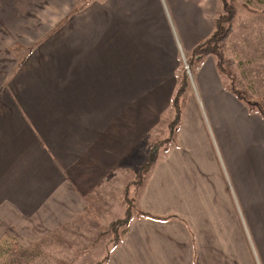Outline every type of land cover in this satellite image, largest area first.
Returning a JSON list of instances; mask_svg holds the SVG:
<instances>
[{
	"label": "crops",
	"instance_id": "0c3cea01",
	"mask_svg": "<svg viewBox=\"0 0 264 264\" xmlns=\"http://www.w3.org/2000/svg\"><path fill=\"white\" fill-rule=\"evenodd\" d=\"M221 10L0 0V246L59 249L28 262L96 259L104 227L90 217L113 191L158 220L135 214L107 264H264V118L227 90L214 57L191 74L176 142L143 187L129 181Z\"/></svg>",
	"mask_w": 264,
	"mask_h": 264
},
{
	"label": "rangeland",
	"instance_id": "374dc122",
	"mask_svg": "<svg viewBox=\"0 0 264 264\" xmlns=\"http://www.w3.org/2000/svg\"><path fill=\"white\" fill-rule=\"evenodd\" d=\"M235 6L238 10V16L235 21L234 25V32L233 35L230 36V41L227 42L225 47V54L228 59L235 60L237 62V69L239 71L240 79L245 82L249 83L252 86L251 91L255 98H264V0H237L235 3ZM187 59H185L186 61ZM187 63L184 62V64ZM185 67V65H184ZM193 73L194 78V69L191 72ZM190 75V78H192V75ZM247 85V84H246ZM175 115L171 114L169 115L170 119H174ZM171 120L169 121V123ZM168 124H165L163 126V133L164 135H161L162 129L154 132L153 140L156 138L155 141H163L169 136L166 134ZM166 129V130H165ZM154 141V142H155ZM151 144V143H150ZM149 144V145H150ZM148 144H145L144 147L141 148V150L138 152L139 157L141 160H139V163L135 165V168L139 167V165L146 164L147 162H150L151 154H152V148L156 147V142L151 144L149 146ZM165 148V147H164ZM163 149V148H162ZM165 152V150H164ZM165 153H160V156L163 157ZM137 174L134 172H131L129 176V181H134L136 179ZM133 191V190H132ZM110 198L103 199L104 204L102 207L104 208V213L102 214L97 211L93 214V218L90 217V220L95 219L101 226L104 228L101 229L102 234H104V237L102 239L103 242V248L101 249L105 251L103 253H99L98 255H95L96 259H91L84 262H76L71 261L70 259L66 258V260H63L61 262H49V261H36V262H28L24 257V255H27V253H45V252H56L58 253L59 250L56 246L50 245L47 243L38 244L40 246L33 249L30 248L27 252L22 251H15L14 247L11 245H7L3 247L7 253H5V257L0 260V264H99L101 263L108 255V252L112 250L111 246V235H109L106 231L108 228V220L111 217V220L115 221L117 219L124 218L125 212L127 211V207L122 206L120 203L121 200L118 198V195L116 192H111L109 194ZM110 212L116 213L115 215H110ZM135 214H137L135 212ZM135 216V215H134ZM100 231V230H99ZM99 235V233L96 232H90V235ZM16 243V241H14ZM84 245H88L83 244ZM77 247H82L81 245H77ZM20 249V247L18 246ZM64 249V246L61 247ZM78 248V249H79ZM2 247L0 248V252H2ZM22 249V247H21ZM5 252V251H4ZM255 249H253V253L255 254ZM257 256V253H256ZM101 258H104L101 260ZM93 260H99L93 261ZM101 260V261H100ZM92 261V262H91Z\"/></svg>",
	"mask_w": 264,
	"mask_h": 264
},
{
	"label": "trees",
	"instance_id": "16d2710c",
	"mask_svg": "<svg viewBox=\"0 0 264 264\" xmlns=\"http://www.w3.org/2000/svg\"><path fill=\"white\" fill-rule=\"evenodd\" d=\"M236 1L237 0H220L222 10L215 21V31L213 35L206 41L200 43L188 55L186 61L190 72H192L193 69L200 67L205 59L214 57L217 62L218 72L229 81L227 90L239 101L244 103L251 113H256L264 118V98H255L253 96L251 91L252 88L240 79L237 63L232 59H228L225 54L226 44L234 32V25L238 16V10L235 6ZM191 85L190 75L186 68H184L180 76L177 92L172 100V111L175 117L170 123H166H169L170 136L168 139L157 143L156 147L154 146L152 148L150 162L139 165L137 169H134L137 176L132 185L136 188L139 189L145 185L147 177L158 162L160 153L164 152V150L166 152L169 147L176 142L184 109L187 105V93ZM126 203L129 205L124 218L111 222L107 228L106 232L112 237L111 246L113 248L108 252L107 257L99 264H107L109 262L112 252L120 246L123 236L127 233L135 212L138 217L158 220V218L145 214L138 209L132 200L130 201L127 199ZM10 242H8V244ZM10 244L13 243L11 242ZM5 246L6 245L0 246V248L2 247V252L6 251L3 248ZM14 249H16V247H14Z\"/></svg>",
	"mask_w": 264,
	"mask_h": 264
},
{
	"label": "built area",
	"instance_id": "2783aa9c",
	"mask_svg": "<svg viewBox=\"0 0 264 264\" xmlns=\"http://www.w3.org/2000/svg\"><path fill=\"white\" fill-rule=\"evenodd\" d=\"M185 68H186L187 72L190 74V70H189L187 63L185 64Z\"/></svg>",
	"mask_w": 264,
	"mask_h": 264
}]
</instances>
